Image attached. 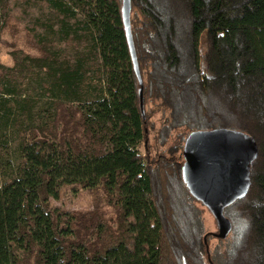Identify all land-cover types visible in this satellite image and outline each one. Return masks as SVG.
Listing matches in <instances>:
<instances>
[{
  "label": "trees",
  "instance_id": "obj_1",
  "mask_svg": "<svg viewBox=\"0 0 264 264\" xmlns=\"http://www.w3.org/2000/svg\"><path fill=\"white\" fill-rule=\"evenodd\" d=\"M11 1L42 51L0 61V264H210L185 157L209 130L259 147L214 260L264 264V0H131L142 85L122 0Z\"/></svg>",
  "mask_w": 264,
  "mask_h": 264
},
{
  "label": "water",
  "instance_id": "obj_2",
  "mask_svg": "<svg viewBox=\"0 0 264 264\" xmlns=\"http://www.w3.org/2000/svg\"><path fill=\"white\" fill-rule=\"evenodd\" d=\"M131 0H122L127 40L140 85L143 84L131 26ZM144 112L143 88L139 89ZM259 155L254 137L241 131L209 130L190 135L185 150L186 180L195 196L214 213L222 235L229 228L226 206L243 198L251 186V171Z\"/></svg>",
  "mask_w": 264,
  "mask_h": 264
},
{
  "label": "rangeland",
  "instance_id": "obj_3",
  "mask_svg": "<svg viewBox=\"0 0 264 264\" xmlns=\"http://www.w3.org/2000/svg\"><path fill=\"white\" fill-rule=\"evenodd\" d=\"M12 5H14V1L0 0V61L3 64H13L14 62L20 64L22 62V56L24 57V55H31L32 57H34L38 56V53H41L42 51L41 47L37 45L28 34V19L26 18L21 21L20 19L15 17V15H17L18 17L22 15L23 8L14 6V9L12 11L10 10V7ZM8 10H10V12L12 11L13 14H11L10 20L6 22L3 19H5V13H10L7 12ZM28 65H32L31 62H28L25 67H27ZM30 71L28 74L21 73L20 76H15V78L20 79V83L25 87L29 82L28 77L31 75ZM1 76L2 70H0V77ZM28 92L29 91L25 90L23 92V95H28ZM69 106L70 105L63 106L64 113H66L64 110L68 109ZM16 145L17 144L14 141H11L10 147L12 161H16L18 159V155L14 153ZM63 192L62 203L64 204L65 208L71 210L77 211L94 209L103 206L106 202L104 194L100 191L89 192L80 190L78 191V193H75L71 187H67ZM53 204L59 203L53 202ZM197 206L201 211V227L206 234L205 242L207 243V259L210 261V264H217L213 257V250H215V248H217V246L221 244L220 242L222 241V238L225 240V242L227 241L228 234L222 235L216 216L207 207L206 204L198 201ZM223 251L224 250H222V252Z\"/></svg>",
  "mask_w": 264,
  "mask_h": 264
}]
</instances>
